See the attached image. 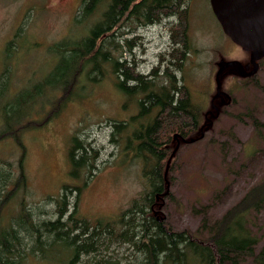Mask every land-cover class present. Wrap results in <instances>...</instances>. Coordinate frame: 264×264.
Masks as SVG:
<instances>
[{
  "label": "rangeland",
  "instance_id": "374dc122",
  "mask_svg": "<svg viewBox=\"0 0 264 264\" xmlns=\"http://www.w3.org/2000/svg\"><path fill=\"white\" fill-rule=\"evenodd\" d=\"M80 4L81 0H0V72L8 67V97L50 73L59 60L53 54L54 44L71 36L77 40L97 23L101 11L82 25H74ZM171 24L175 26L172 19L162 20L139 26L132 33L126 31L132 26L125 27L116 41L123 45L124 40L131 39L133 43L131 50L122 51L121 60L132 66L133 72L143 74L160 66V57L167 61L174 48ZM14 36V50L4 55L5 45ZM189 36L200 53L189 54L183 76L193 103L204 114L196 139L170 144L168 178L172 198L163 199V205L158 202V212L172 229L195 232L202 218L208 223L220 219L249 187L264 178V144L253 137L248 114L250 109L264 121V92L251 85L252 81H242L237 66L224 67L236 61L245 72L253 70L250 55L223 33L209 0H191ZM107 50L112 51L109 45ZM103 67V75L91 72L88 78H81L68 100L62 102L57 93L51 100H60L58 111L49 116L47 112L57 107H44L43 115L36 117L43 125L22 132L19 144L14 139L0 140V163H10L16 174L22 158L25 175L24 189L6 206L8 217L17 215L21 205L34 223L54 220L64 196L65 214L77 204L79 216L110 218L128 208L143 192L142 161L135 156V144L126 143L131 132L117 135L113 128L114 122L128 121L137 114L140 97L133 99L116 89V77L109 64ZM180 75L177 73L178 79ZM255 78L264 87V63ZM47 98L48 94L41 101ZM74 137L80 142L74 157L84 156L86 167L80 168L72 180L68 152ZM63 185L69 187L63 189ZM75 186L81 189L79 195ZM256 220L254 231L264 246V212ZM25 244L32 246L30 241ZM58 254L61 256V251L54 254L56 259ZM83 260L80 256L79 261Z\"/></svg>",
  "mask_w": 264,
  "mask_h": 264
},
{
  "label": "trees",
  "instance_id": "16d2710c",
  "mask_svg": "<svg viewBox=\"0 0 264 264\" xmlns=\"http://www.w3.org/2000/svg\"><path fill=\"white\" fill-rule=\"evenodd\" d=\"M190 4L191 0H81L74 25H82L101 11L98 21L77 40L71 36L53 45V54L59 60L46 77L8 97V67L0 72V140L14 139L19 144L22 132L43 125L36 117L43 115L44 107H57L47 112L49 116L55 114L57 101L68 100L81 78L89 77L91 72L103 75L104 64H109L116 77V89L133 99L140 97L137 114L128 121L114 122L113 128L114 134L125 136L130 130L126 143L135 144V156L143 164V192L115 217L93 220L79 216L77 204L65 214L62 196L56 219L34 223L21 205L17 215L5 214L7 204L15 201L25 187L22 158L16 174L10 163H0V264H264V246L254 231L256 217L264 212V178L249 187L220 219L208 223L202 218L195 232L172 229L158 212V202L163 205V199L172 198L168 178L170 144L196 139L204 114L193 103L183 76L189 54L200 53L189 36ZM171 19L175 23L170 30L174 48L169 59L163 61L160 57V66L146 74L133 72V67L121 60L122 53L132 49L133 40H124L125 47L118 43L116 39L125 32L121 31L132 26L126 30L132 33L139 26ZM15 44L16 36L5 45L4 55L14 50ZM263 63L264 58L257 62V73ZM177 73H181L180 79ZM256 74L240 79L252 81L251 85L264 92ZM57 93L61 97L53 102ZM47 94L50 98L41 101ZM248 114L253 137L264 144V121L250 109ZM71 141L68 159L70 176L75 180L78 170L86 166L84 156L74 157L80 142L75 137ZM68 187L63 185V189ZM73 188L79 195L81 189ZM26 241L32 246H26ZM59 251L61 256L58 254L56 259L54 254ZM80 256L83 261H79Z\"/></svg>",
  "mask_w": 264,
  "mask_h": 264
},
{
  "label": "water",
  "instance_id": "95a60500",
  "mask_svg": "<svg viewBox=\"0 0 264 264\" xmlns=\"http://www.w3.org/2000/svg\"><path fill=\"white\" fill-rule=\"evenodd\" d=\"M212 13L223 33L250 55L253 70L246 73L239 62L224 65L238 67L240 76H254L257 62L264 58V0H209ZM192 142V140H190Z\"/></svg>",
  "mask_w": 264,
  "mask_h": 264
},
{
  "label": "flooded vegetation",
  "instance_id": "af4514ba",
  "mask_svg": "<svg viewBox=\"0 0 264 264\" xmlns=\"http://www.w3.org/2000/svg\"><path fill=\"white\" fill-rule=\"evenodd\" d=\"M216 19V18H215ZM217 21V20H216ZM218 23V22H217ZM219 24V23H218ZM221 28V27H220ZM246 73H248V72H246ZM249 78V77H248Z\"/></svg>",
  "mask_w": 264,
  "mask_h": 264
}]
</instances>
